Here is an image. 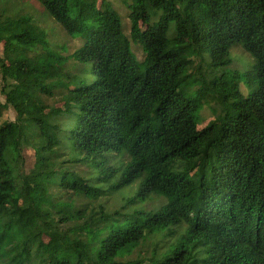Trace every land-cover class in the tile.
<instances>
[{
    "label": "trees",
    "instance_id": "trees-1",
    "mask_svg": "<svg viewBox=\"0 0 264 264\" xmlns=\"http://www.w3.org/2000/svg\"><path fill=\"white\" fill-rule=\"evenodd\" d=\"M97 1L0 11V264H264V0Z\"/></svg>",
    "mask_w": 264,
    "mask_h": 264
},
{
    "label": "rangeland",
    "instance_id": "rangeland-1",
    "mask_svg": "<svg viewBox=\"0 0 264 264\" xmlns=\"http://www.w3.org/2000/svg\"><path fill=\"white\" fill-rule=\"evenodd\" d=\"M114 7H116L120 13L123 16L124 19V29L125 33L129 34L130 30V21L128 18L129 15V8L127 7V3L123 0H110ZM101 0L97 1V4L100 5ZM6 8L7 14L11 12L19 11L22 14L30 15L35 23H37L40 26H43L44 28H47V30L51 33L52 37L56 39L57 41H65L66 40V34L62 26L43 8V6L38 2V0H0V11ZM80 39L73 38L69 42L70 44V50L69 52L73 51L76 47L80 45ZM132 49L137 56L139 60H143L145 53L143 51V48L138 44H132ZM3 54V45L1 44V55ZM232 57L235 59V62L233 64V67L235 70L242 71L248 64L253 63L252 57L245 53L244 50L241 47H235L232 52ZM1 75H0V100L4 102V95L1 93ZM241 89L245 96L250 94V91L252 87H250L245 80L242 79L241 81ZM61 106V103L58 104ZM4 117L14 120L15 119V113L14 111L9 109H4ZM202 122L199 124V128L204 127L210 120H212L215 117V114L212 109L209 107H205L202 109ZM25 157L26 161L28 162L27 166L29 167L31 163L34 161L33 151L31 149H28L25 151ZM73 169L78 170L80 173L82 171L88 170L84 165L73 167ZM127 191L126 189L121 190L119 192H116L115 194L111 195V206L113 207H119L124 203L123 197L126 196ZM159 201H156L153 205L158 206ZM147 207H151V203H147Z\"/></svg>",
    "mask_w": 264,
    "mask_h": 264
}]
</instances>
